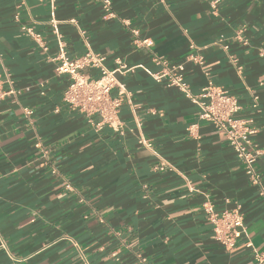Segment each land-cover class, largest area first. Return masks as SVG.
Returning <instances> with one entry per match:
<instances>
[{"label":"crops","instance_id":"obj_1","mask_svg":"<svg viewBox=\"0 0 264 264\" xmlns=\"http://www.w3.org/2000/svg\"><path fill=\"white\" fill-rule=\"evenodd\" d=\"M213 1L110 0L107 17L101 0H0V75L17 91L0 101V264L255 263L264 156L254 186L224 135L154 79L161 62L185 63L192 92L212 84L236 98L264 149V0ZM52 20L68 58L90 51L126 67L111 91L118 127L63 104ZM205 203L243 217L232 251L215 241Z\"/></svg>","mask_w":264,"mask_h":264},{"label":"built area","instance_id":"obj_2","mask_svg":"<svg viewBox=\"0 0 264 264\" xmlns=\"http://www.w3.org/2000/svg\"><path fill=\"white\" fill-rule=\"evenodd\" d=\"M101 3L106 16L113 17L110 0H101ZM212 3L216 4L217 1L214 0ZM51 24L59 44L56 72L58 75H66L69 78V83L62 95L63 104L69 109L89 117H98V124L118 127L121 99L113 97L111 91L116 83V73L126 71V67L118 62L115 69L109 70L103 66V58L90 51L75 59L68 58L64 45L56 32L55 22L52 20ZM31 36L37 42L40 41L39 35L31 33ZM143 43L147 44L146 41ZM187 61L201 64L202 57L192 53L188 56ZM161 63L163 65L162 71L154 75V79L157 82L162 79L166 80L168 87L176 88L185 99L194 104L198 109V120L210 123L224 135L227 144L242 165L248 181L254 186H261V177L255 169V163L264 156V149L256 148L251 142L250 137L256 133L250 127L251 121L237 117L239 105L236 98L212 84H208L199 92L194 93L185 81V63L169 64L165 61ZM87 68L97 69V77L87 78L83 73V70ZM16 94L17 91L13 87L9 75H0V101L6 96ZM22 110L27 116L32 114L27 108ZM192 127H197V125L194 124ZM203 211L213 224L215 241L225 251H232L237 240L246 236L243 217L238 211L216 213L210 203L204 204ZM246 247H251L250 242L246 243ZM254 260V264H263L264 251L262 253L254 252Z\"/></svg>","mask_w":264,"mask_h":264}]
</instances>
